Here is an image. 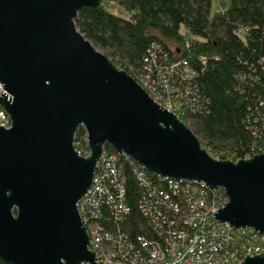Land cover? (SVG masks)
Returning <instances> with one entry per match:
<instances>
[{
    "label": "water",
    "instance_id": "95a60500",
    "mask_svg": "<svg viewBox=\"0 0 264 264\" xmlns=\"http://www.w3.org/2000/svg\"><path fill=\"white\" fill-rule=\"evenodd\" d=\"M104 0H0V260L98 264L78 203L105 146L162 178L203 182L229 201L213 215L264 233V152L219 159L78 29ZM80 127L89 155L75 146ZM255 254V253H254ZM240 264H264V254Z\"/></svg>",
    "mask_w": 264,
    "mask_h": 264
},
{
    "label": "trees",
    "instance_id": "16d2710c",
    "mask_svg": "<svg viewBox=\"0 0 264 264\" xmlns=\"http://www.w3.org/2000/svg\"><path fill=\"white\" fill-rule=\"evenodd\" d=\"M114 1L78 13L84 36L134 78L151 56L164 66L187 61L190 78L174 79L188 103L181 118L203 146L234 161L264 152V0H220L217 10L213 0ZM86 137L80 127L76 145ZM120 163L132 209L123 228L134 236L145 228L137 165L125 157Z\"/></svg>",
    "mask_w": 264,
    "mask_h": 264
},
{
    "label": "built area",
    "instance_id": "2783aa9c",
    "mask_svg": "<svg viewBox=\"0 0 264 264\" xmlns=\"http://www.w3.org/2000/svg\"><path fill=\"white\" fill-rule=\"evenodd\" d=\"M146 63L145 72L138 77H146L144 85L151 84L154 91L158 90L177 111L163 106L181 117L188 103L183 99L184 89L174 79L180 78L183 83L190 78L188 62L164 66L151 56ZM3 91L0 81V93ZM0 125L11 126L10 116L1 106ZM75 146L83 155L79 143ZM123 157L132 159L116 151L103 152L93 183L78 203L98 264H240L247 256L264 254V233L213 219L229 201L223 189L153 175L134 159L138 207L145 228L133 236L123 228L132 211L120 163Z\"/></svg>",
    "mask_w": 264,
    "mask_h": 264
},
{
    "label": "rangeland",
    "instance_id": "374dc122",
    "mask_svg": "<svg viewBox=\"0 0 264 264\" xmlns=\"http://www.w3.org/2000/svg\"><path fill=\"white\" fill-rule=\"evenodd\" d=\"M219 1L220 0H213V10L220 9V3H219ZM107 4L108 5H113L111 0H107ZM99 50L104 53V51L102 49H99ZM135 80L137 82H140L139 84H142V86H144V88L150 93V95L153 98H155L160 104H162L164 106H167L168 108L169 107L171 108L172 104H170V101H168V99L166 97L162 96V94H160V92L158 90L154 91V88L151 86V84H147L148 86L144 85L148 81V79H146V77H144V79H141V77L136 76L135 77ZM172 108H174V107L172 106ZM174 110L177 111L175 108H174ZM86 138H85V142H86L85 144L86 145L84 143H82V142H79V148L81 149V152H82V154L84 156H87L90 153V151H89V149L87 147V139ZM210 153L213 156H215V154H216V153H212V152H210ZM219 155H221V153H219Z\"/></svg>",
    "mask_w": 264,
    "mask_h": 264
}]
</instances>
